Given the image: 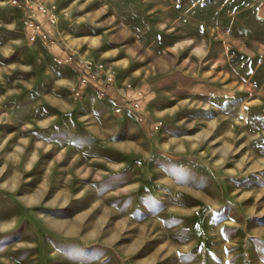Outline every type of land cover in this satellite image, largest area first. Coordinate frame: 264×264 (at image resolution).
Here are the masks:
<instances>
[{
  "label": "rangeland",
  "instance_id": "rangeland-1",
  "mask_svg": "<svg viewBox=\"0 0 264 264\" xmlns=\"http://www.w3.org/2000/svg\"><path fill=\"white\" fill-rule=\"evenodd\" d=\"M0 264H264V0H0Z\"/></svg>",
  "mask_w": 264,
  "mask_h": 264
},
{
  "label": "built area",
  "instance_id": "built-area-1",
  "mask_svg": "<svg viewBox=\"0 0 264 264\" xmlns=\"http://www.w3.org/2000/svg\"><path fill=\"white\" fill-rule=\"evenodd\" d=\"M14 1H16V0H14ZM42 10H44L43 7H42ZM49 18L52 21H54L53 15H50ZM27 25L30 26L34 30V32L32 33V36H31L32 39L36 38L38 33H40V35L43 38L47 37L45 31H43L42 25L40 23H38L37 21H33L32 19H29V21L27 22ZM112 79H113L112 76H108L107 82L111 81ZM83 80L86 81V79H83ZM144 98H145L144 92L141 89H137L135 91L134 96L128 97L126 99V102H125L126 104L116 103V112L121 113L126 105H131L132 107H134L136 109H140Z\"/></svg>",
  "mask_w": 264,
  "mask_h": 264
},
{
  "label": "crops",
  "instance_id": "crops-1",
  "mask_svg": "<svg viewBox=\"0 0 264 264\" xmlns=\"http://www.w3.org/2000/svg\"><path fill=\"white\" fill-rule=\"evenodd\" d=\"M115 91H117L118 93L122 94V93L119 91V89H117V88L114 89V92H115ZM126 94H127V93H126ZM124 96H128V95H124ZM124 100H125V99H124Z\"/></svg>",
  "mask_w": 264,
  "mask_h": 264
}]
</instances>
